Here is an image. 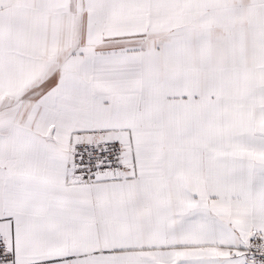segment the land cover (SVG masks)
<instances>
[{
	"label": "snow or ice",
	"instance_id": "snow-or-ice-1",
	"mask_svg": "<svg viewBox=\"0 0 264 264\" xmlns=\"http://www.w3.org/2000/svg\"><path fill=\"white\" fill-rule=\"evenodd\" d=\"M0 264H264V0H0Z\"/></svg>",
	"mask_w": 264,
	"mask_h": 264
}]
</instances>
